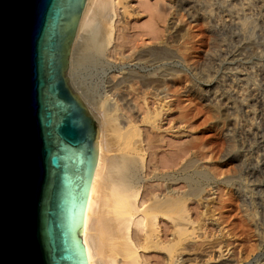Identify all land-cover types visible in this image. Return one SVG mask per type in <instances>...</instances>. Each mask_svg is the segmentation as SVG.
Instances as JSON below:
<instances>
[{"label": "rangeland", "instance_id": "1", "mask_svg": "<svg viewBox=\"0 0 264 264\" xmlns=\"http://www.w3.org/2000/svg\"><path fill=\"white\" fill-rule=\"evenodd\" d=\"M145 2L154 5L153 11L149 7L155 31L154 95L150 90L146 98L135 99L140 112L134 116L144 121L124 129L125 107L110 109L115 104L105 97L109 77L116 75L118 81L123 76L119 52L96 64L78 63L77 82L90 98L82 101L108 148L118 153L140 148L141 140L154 136V167L181 156L177 166L159 167L160 174L183 177L179 170L186 159L197 160L204 171L208 192L188 201L195 221L190 241L197 239L200 250L186 241L181 258L189 263L182 264H194L192 258H201L204 249L221 255L210 264H264V0H131L134 12H140L133 28L152 23ZM141 67V74L153 68ZM118 96L113 98L122 104ZM152 157L144 174L148 179ZM230 178L238 183H223ZM154 184H161V192L169 185L188 192L182 180ZM162 218L160 228L166 229L169 220ZM166 252L154 246V264H165Z\"/></svg>", "mask_w": 264, "mask_h": 264}, {"label": "water", "instance_id": "2", "mask_svg": "<svg viewBox=\"0 0 264 264\" xmlns=\"http://www.w3.org/2000/svg\"><path fill=\"white\" fill-rule=\"evenodd\" d=\"M86 0H0V264H86L97 124L67 79Z\"/></svg>", "mask_w": 264, "mask_h": 264}, {"label": "bare ground", "instance_id": "3", "mask_svg": "<svg viewBox=\"0 0 264 264\" xmlns=\"http://www.w3.org/2000/svg\"><path fill=\"white\" fill-rule=\"evenodd\" d=\"M130 1L86 0L67 52V79L72 91L81 100L89 98V95L77 82L75 69L80 65L78 63H95L101 58L108 60L114 53H120L125 63L121 67L123 76L118 81L113 79L116 75L109 77L111 79L107 82L104 92L106 99L112 98L115 104L110 109L125 107L127 113L122 110L126 113H122L125 118L124 129L138 128V123L144 121L140 114L134 116L140 112V106L135 99L146 98L150 90L154 95V5L145 2L148 5L143 8L145 12L148 9L147 12L151 13L152 23L139 29L135 27L137 31H132L135 29L132 20L136 15L140 16V12H134ZM184 1L186 0H181V3ZM149 6L153 7L152 11ZM158 16L160 15L155 18L159 20ZM244 24H247V21H244ZM142 65L146 68L153 67L152 71L141 74ZM116 95H119L122 104H118L117 99L113 98ZM152 138L141 140L140 148L118 153L105 146L101 131L97 132L95 170L82 215L81 243L86 264H154V246L167 251L165 260L163 259L165 264H182L189 261L187 258H181V249L187 248L184 243L195 239L189 232L194 228L195 221L190 214L188 201L191 197L203 199L210 184L204 185L203 180L207 182V176L194 159H186L183 162L179 170L181 175L183 174L181 178H176L175 172L160 174L157 171L159 167H175L178 165L177 157L179 159L181 156L176 155V158L173 157L175 160L170 159L169 164L164 162L165 164L159 167L155 165V168L154 136ZM149 154L153 156L149 161H153V167L148 173L151 179L144 176ZM195 177L202 180L199 181ZM149 180L152 183L147 185ZM181 180L188 185L187 193L176 192L170 185L167 186ZM155 181H161L162 185L165 183L166 192H161V184H154ZM236 181V178H230L223 183L236 185ZM162 217L169 220L166 229L160 228ZM196 240L191 242L193 250L199 248L196 246ZM203 251L206 254H202L201 258H192L194 264H210L221 256L209 250Z\"/></svg>", "mask_w": 264, "mask_h": 264}]
</instances>
